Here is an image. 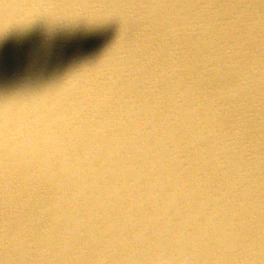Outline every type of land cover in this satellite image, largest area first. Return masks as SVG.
Returning a JSON list of instances; mask_svg holds the SVG:
<instances>
[{"label": "bare ground", "instance_id": "6f19581e", "mask_svg": "<svg viewBox=\"0 0 264 264\" xmlns=\"http://www.w3.org/2000/svg\"><path fill=\"white\" fill-rule=\"evenodd\" d=\"M0 264H264V0H0Z\"/></svg>", "mask_w": 264, "mask_h": 264}, {"label": "clouds", "instance_id": "9594fccd", "mask_svg": "<svg viewBox=\"0 0 264 264\" xmlns=\"http://www.w3.org/2000/svg\"><path fill=\"white\" fill-rule=\"evenodd\" d=\"M42 7H51V6H50V5H42ZM72 7H74V8H79L80 5H78V4H74V5H72Z\"/></svg>", "mask_w": 264, "mask_h": 264}]
</instances>
